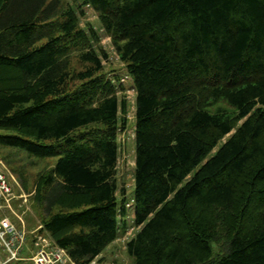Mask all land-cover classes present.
<instances>
[{"label":"trees","instance_id":"1","mask_svg":"<svg viewBox=\"0 0 264 264\" xmlns=\"http://www.w3.org/2000/svg\"><path fill=\"white\" fill-rule=\"evenodd\" d=\"M84 2L135 89L133 264H264V0ZM90 38L63 0H0V146L55 157L36 188L40 231L73 264L126 212L127 102Z\"/></svg>","mask_w":264,"mask_h":264},{"label":"rangeland","instance_id":"2","mask_svg":"<svg viewBox=\"0 0 264 264\" xmlns=\"http://www.w3.org/2000/svg\"><path fill=\"white\" fill-rule=\"evenodd\" d=\"M73 6L78 13L79 25L91 27L96 31V38H90V44L96 50H103L107 56L102 59V72L110 78L115 85L119 98L125 97L127 102L126 126L119 129L116 141L118 145L117 160L115 165V179L118 184L117 198L120 200L119 189H124L125 214L119 219V230L116 238L109 243L103 251L86 264H133V259L126 252V241L135 233L137 226L133 223V170H134V95L135 89L130 74L126 71L125 64L119 57L111 36L102 27L97 12L84 0H63ZM75 68L81 66L76 55L71 56ZM222 107L230 109L221 102ZM240 122V120L238 121ZM229 134L221 140L223 142ZM215 148L212 150L214 151ZM6 157L10 162L5 164L7 176L13 187V196L9 201L10 207L2 209V214L25 232L24 254L33 248L35 235H40L46 241L51 238L41 227V206L36 200L37 185L40 176L52 167L55 157L38 158L28 155L22 150L0 146V158ZM6 162V160L3 159ZM21 173V179L19 178ZM1 217V214H0ZM8 264H23V261H12ZM65 264H73L66 262Z\"/></svg>","mask_w":264,"mask_h":264},{"label":"built area","instance_id":"3","mask_svg":"<svg viewBox=\"0 0 264 264\" xmlns=\"http://www.w3.org/2000/svg\"><path fill=\"white\" fill-rule=\"evenodd\" d=\"M4 162L0 159V264L12 261H23V264H65L72 262L65 249L46 241L40 235H35L34 245L24 254L25 232L3 215L2 209L10 207L13 187L7 176ZM73 263V262H72Z\"/></svg>","mask_w":264,"mask_h":264}]
</instances>
